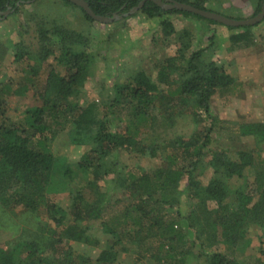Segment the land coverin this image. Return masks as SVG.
Here are the masks:
<instances>
[{"label":"trees","instance_id":"1","mask_svg":"<svg viewBox=\"0 0 264 264\" xmlns=\"http://www.w3.org/2000/svg\"><path fill=\"white\" fill-rule=\"evenodd\" d=\"M43 1L0 0V20L36 7L25 12L35 28L36 47L21 36L13 44L14 62L26 65L24 80L13 84L6 76L0 79V119L4 120L0 121V198L13 199L32 213L46 208L56 227L72 219L47 249L65 240L99 247L101 240L91 233L98 220L109 239L92 258L74 253L72 247L64 255L56 248L47 255L43 236H38L20 244L19 251L0 247V264H116L123 255H134L141 262L148 254L157 264H192L194 257L204 258L205 264H245L216 248L239 246L242 252L250 227L264 229V120L221 118L212 109V99L237 84L219 54L228 43L231 49L253 44L254 29L264 20L254 26H229L193 12L166 10L148 0L136 13L112 23L119 29L135 16L157 20L164 40L176 45L175 55L162 61L156 79L141 67L125 76L118 72L108 88L103 85L98 101L87 102L84 88L95 59L91 38L68 25L56 6ZM63 1L80 10L87 22H95L83 8ZM85 1L97 15L113 17L130 12L143 0ZM175 1L235 20L256 16L264 3L249 0L254 11L246 17L236 5L227 6L228 0ZM49 5L52 8L44 13ZM175 15L204 21L207 28L225 27L228 34L211 27L207 43L195 48L193 32L177 30ZM50 59L55 63L49 66L43 90L35 92L39 104L27 108L20 118L9 119L7 98L35 87L42 65ZM159 102L165 108H173L175 102L192 113L197 124L204 123L203 129L188 139L146 143L140 131L152 125ZM62 132L71 143L88 146L75 167L52 149ZM122 151L160 157L162 163L129 167L120 159ZM205 160L212 169L206 184L200 179ZM76 179L82 183L72 190ZM66 191L70 192L67 207L50 200L51 194Z\"/></svg>","mask_w":264,"mask_h":264},{"label":"rangeland","instance_id":"2","mask_svg":"<svg viewBox=\"0 0 264 264\" xmlns=\"http://www.w3.org/2000/svg\"><path fill=\"white\" fill-rule=\"evenodd\" d=\"M43 2L56 6L60 10L58 15L64 14L68 25L83 31L91 38V50L95 59L93 74L84 88V98L87 102L98 101L100 92L104 90L102 89L103 85L108 88L116 80L118 72L121 73V76H125V72L141 67L156 79L158 67L162 61L176 53V45L170 39L164 40L155 19L147 20L142 16L131 17L125 21V27L117 29L113 23L87 22L80 10L65 6L63 0H45ZM226 4L227 6L236 5L246 17H249L254 11L249 0H228ZM53 5L43 8V12H47ZM33 9H36L35 5L25 8L24 13L0 20V79L6 76L13 84H21L26 75V65L14 62L15 48L13 44L21 36L32 48L36 47L35 28L33 23L26 19L25 14ZM173 22L177 30L188 28L193 32V47L195 48L207 43L211 27L218 33L228 34L225 27L212 25L207 28L206 22L195 18L175 15ZM23 25H25V30ZM254 30L256 37L253 44L240 45L231 49L228 43L223 52L219 54L218 58L224 62L228 71L237 79V84L230 91L218 92L212 99V109L221 118H241L245 121L264 120V23ZM54 63L53 59H50L42 65L39 76L35 79V87H31L26 94L12 95L7 98L6 114L9 119L16 120L27 108L39 104L35 92L43 90L49 66ZM58 70L62 69L58 68ZM173 103V108L171 106L165 108L161 102L157 103L153 111L155 119L152 125L150 126L149 123L140 131V138L146 143H164L179 136L188 139L193 133L203 129L204 123L197 124L192 113L186 110L182 111L183 108L178 107L175 102ZM2 120L0 119V121ZM241 145L242 143L238 142V146ZM52 149L58 157L75 167L83 154L87 152L88 146L71 143L67 134L62 132L52 142ZM120 159L129 167L138 164L149 168L162 163L160 157L150 159L141 154H129L124 151L120 153ZM262 159H264V152ZM207 161L205 160L204 172L200 176L204 184L212 176V169L207 166ZM74 182L71 184L72 190L82 183L80 179H76ZM101 184L104 190L105 185ZM69 191L51 194L50 200L67 207L70 202ZM210 206H214V203H211ZM71 222L72 219L68 220L66 225ZM66 225L56 227L52 215L44 207H41L38 212L32 213L23 205L16 204L13 199L0 198V247L4 250L11 251L18 248V251L22 250L23 246L20 244L35 241L38 236H43L47 255L51 254L54 248L60 253L63 252L64 255L67 248L72 247L76 254H86L95 258L109 239L102 232L100 220H98L92 223L91 233L101 240L99 247L65 240L56 242L54 248L49 246L50 248L47 249V246L53 244V239L63 231ZM248 238L249 241L242 252V247L239 246L227 250L226 246L220 245L216 249L226 252L230 258H235L245 264L256 262L257 259L264 261V229L257 225L251 226ZM22 254L27 255L25 251ZM194 258L192 264H205L204 258ZM116 264L157 263L151 260L148 254L146 259H142L141 262L136 261L134 255H123Z\"/></svg>","mask_w":264,"mask_h":264},{"label":"water","instance_id":"3","mask_svg":"<svg viewBox=\"0 0 264 264\" xmlns=\"http://www.w3.org/2000/svg\"><path fill=\"white\" fill-rule=\"evenodd\" d=\"M76 4L77 6L83 8L85 12L91 16L95 21L100 22V23H112L115 19H120L123 18L129 14L136 13L137 11L140 10V8L144 5V3L148 0H143L139 6L134 7L130 12L124 13L122 15H118L117 13L114 14L113 17H105V16H99L97 15L88 5V3L85 0H69ZM155 3H157L159 6L162 8L169 10V9H178V10H184V11H189L193 12L196 14H199L205 18L215 20L219 23H222L224 25H229V26H254L259 24L264 20V3L262 6L261 12H259L256 16L244 20H235L228 18L222 14L216 13V12H211L203 9H199L193 5L186 4V3H181L175 0H152ZM5 16H8L9 11L3 13Z\"/></svg>","mask_w":264,"mask_h":264}]
</instances>
